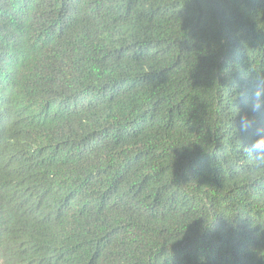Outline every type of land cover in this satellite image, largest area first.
<instances>
[{
    "label": "trees",
    "instance_id": "16d2710c",
    "mask_svg": "<svg viewBox=\"0 0 264 264\" xmlns=\"http://www.w3.org/2000/svg\"><path fill=\"white\" fill-rule=\"evenodd\" d=\"M257 75L264 0H0V264H264Z\"/></svg>",
    "mask_w": 264,
    "mask_h": 264
},
{
    "label": "clouds",
    "instance_id": "9594fccd",
    "mask_svg": "<svg viewBox=\"0 0 264 264\" xmlns=\"http://www.w3.org/2000/svg\"><path fill=\"white\" fill-rule=\"evenodd\" d=\"M264 75H257L252 82L251 94L246 108L241 109L237 128L240 134H249L243 151L257 166H264Z\"/></svg>",
    "mask_w": 264,
    "mask_h": 264
}]
</instances>
